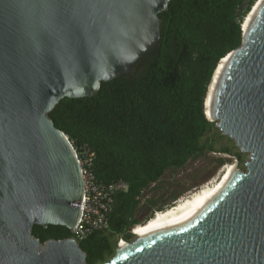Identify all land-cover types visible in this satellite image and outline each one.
<instances>
[{
	"label": "water",
	"instance_id": "water-1",
	"mask_svg": "<svg viewBox=\"0 0 264 264\" xmlns=\"http://www.w3.org/2000/svg\"><path fill=\"white\" fill-rule=\"evenodd\" d=\"M168 3L0 0V264H86L74 240L31 234L75 228L83 204L74 148L48 114L129 74L158 42ZM246 17L205 114L249 154L244 170L102 264H264V5L247 32Z\"/></svg>",
	"mask_w": 264,
	"mask_h": 264
},
{
	"label": "trees",
	"instance_id": "trees-1",
	"mask_svg": "<svg viewBox=\"0 0 264 264\" xmlns=\"http://www.w3.org/2000/svg\"><path fill=\"white\" fill-rule=\"evenodd\" d=\"M255 2L169 0L166 11L158 15V42L129 74L101 83L93 96L63 98L49 112L78 157L90 159L96 181L126 184V190L112 196L108 230L79 242L86 264L110 259L116 247L113 237L132 240L131 229L144 223L136 217L141 198L166 171L207 153L229 155L242 163L234 144L216 148L213 129L220 140H232L207 120L204 99L220 60L241 45V25ZM227 161L217 158L215 168ZM31 234L40 244L70 238L63 226L34 225Z\"/></svg>",
	"mask_w": 264,
	"mask_h": 264
},
{
	"label": "rangeland",
	"instance_id": "rangeland-1",
	"mask_svg": "<svg viewBox=\"0 0 264 264\" xmlns=\"http://www.w3.org/2000/svg\"><path fill=\"white\" fill-rule=\"evenodd\" d=\"M211 137L218 141L216 148H218L221 144H228L230 146L233 144V141L231 142L226 138L220 140L215 129L211 131ZM221 157L226 158L229 161H227V163L219 169H216V159ZM248 159L249 154L245 153H242V163L237 162L234 157L229 155L207 153L204 156L189 160L184 167L178 170L166 171L161 179L157 183L151 184L143 194L136 217L141 216L140 210H148L149 200H157L155 201V204L152 206L150 205L151 207H154L151 212L141 217L140 221H144V223H146L153 215L159 212L158 210L161 207L163 208L162 211H164L178 204L181 200L192 196L201 188L212 186L219 182L222 179L223 173L228 165L233 166L237 171H243L244 164L248 161ZM144 223H141L140 225H143ZM133 231L134 230L132 229L131 233L134 237L127 243H132L137 239V236L133 233ZM112 240L114 242L116 241L115 251L118 247H120L121 243L125 242L119 237H113Z\"/></svg>",
	"mask_w": 264,
	"mask_h": 264
},
{
	"label": "built area",
	"instance_id": "built-area-1",
	"mask_svg": "<svg viewBox=\"0 0 264 264\" xmlns=\"http://www.w3.org/2000/svg\"><path fill=\"white\" fill-rule=\"evenodd\" d=\"M74 151L83 182V204L77 226L70 229L69 239L79 244L94 232L108 230L107 214L111 209L112 196L116 192L126 190V184L123 182L105 184L96 181L89 170L90 159L79 158L75 149Z\"/></svg>",
	"mask_w": 264,
	"mask_h": 264
},
{
	"label": "bare ground",
	"instance_id": "bare-ground-1",
	"mask_svg": "<svg viewBox=\"0 0 264 264\" xmlns=\"http://www.w3.org/2000/svg\"><path fill=\"white\" fill-rule=\"evenodd\" d=\"M255 7L253 8V11L246 17L245 23H244V30L247 32L253 21L255 20L257 13L259 10H261L262 6L264 5V0H256ZM253 5V6H254ZM226 59H222V61L219 63L217 71L215 72L213 79L209 85V90L206 95L205 99V114L212 118L211 114V100L213 97V93L215 91V88L218 84V81L222 75V72L224 71L227 63H225ZM236 172L237 170L234 169L233 166L228 165V167L225 169L223 173L222 179L217 182L216 184L212 186H206L195 192L192 196L185 198L181 200L178 204L164 210L161 212H157L155 215H153L146 223L143 225H137L134 228V234H136L137 239L138 237H141L143 235L154 233L156 232L162 225H164L169 219H171L173 216H175L177 213H179L181 210H183L185 207L190 205L191 203L203 198L204 196L212 193L218 185L224 180V178L227 176L229 172ZM183 198V197H182ZM180 200V199H179ZM128 245L127 243L123 242L120 244V249L126 248Z\"/></svg>",
	"mask_w": 264,
	"mask_h": 264
},
{
	"label": "flooded vegetation",
	"instance_id": "flooded-vegetation-1",
	"mask_svg": "<svg viewBox=\"0 0 264 264\" xmlns=\"http://www.w3.org/2000/svg\"><path fill=\"white\" fill-rule=\"evenodd\" d=\"M154 207H151L150 205L148 206V210H140V213H141V216H138L137 217V220H141V217L146 215V214H149L151 212V210L153 209ZM139 211V210H138ZM137 211V213H138Z\"/></svg>",
	"mask_w": 264,
	"mask_h": 264
},
{
	"label": "clouds",
	"instance_id": "clouds-1",
	"mask_svg": "<svg viewBox=\"0 0 264 264\" xmlns=\"http://www.w3.org/2000/svg\"><path fill=\"white\" fill-rule=\"evenodd\" d=\"M160 212H161V211H160ZM134 228H135V227H134ZM134 228H132V229H134ZM132 229H131V230H132Z\"/></svg>",
	"mask_w": 264,
	"mask_h": 264
}]
</instances>
